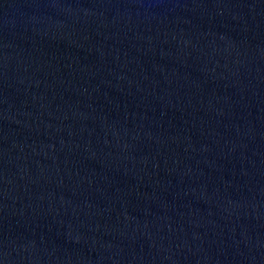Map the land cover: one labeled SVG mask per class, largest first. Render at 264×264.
Segmentation results:
<instances>
[{
  "label": "water",
  "instance_id": "obj_1",
  "mask_svg": "<svg viewBox=\"0 0 264 264\" xmlns=\"http://www.w3.org/2000/svg\"><path fill=\"white\" fill-rule=\"evenodd\" d=\"M0 264H264V0H0Z\"/></svg>",
  "mask_w": 264,
  "mask_h": 264
}]
</instances>
